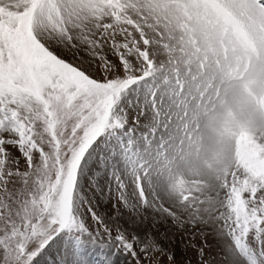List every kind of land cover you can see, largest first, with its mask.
<instances>
[{"label":"snow or ice","instance_id":"6c2138e0","mask_svg":"<svg viewBox=\"0 0 264 264\" xmlns=\"http://www.w3.org/2000/svg\"><path fill=\"white\" fill-rule=\"evenodd\" d=\"M91 6L103 23L82 34L70 0H0V180L35 174L39 184L37 214L0 230V264H177L122 161L158 85L156 46L134 4ZM251 10L264 12V0ZM253 141L223 187L228 219L245 232L264 228V139ZM189 243L203 264L207 241Z\"/></svg>","mask_w":264,"mask_h":264},{"label":"rangeland","instance_id":"374dc122","mask_svg":"<svg viewBox=\"0 0 264 264\" xmlns=\"http://www.w3.org/2000/svg\"><path fill=\"white\" fill-rule=\"evenodd\" d=\"M159 1L155 4V0H127L135 5L129 9L133 19L154 40L157 55L152 71L158 85L153 89L154 98L147 101L146 112H141L133 125L131 142L122 157L125 180L137 185L143 183L155 208L144 214L149 217L145 222L152 223L154 218L156 227L169 234L176 248L185 251L182 264H201L196 258V249L189 243L193 235L197 243L207 241L203 264H264V228L253 226L245 232L242 227H235L223 206L224 184L231 183L240 154L252 151L248 148L250 142L243 138L246 151L237 140L234 149L237 154L232 153L233 159L230 154L228 162H225L226 156L221 155L218 163L206 164L200 154L201 146L196 147L198 153H193V157L188 152L190 146L195 141L202 143L203 138H194L200 126L194 124L187 109L196 94L187 95L188 89L185 92L209 64V54L203 52L205 49L223 55L224 47L251 48L246 45L249 43L247 32L255 45L256 36H264V30H258L231 0ZM93 2L70 0L72 23L79 25L78 31L82 34L93 32L97 23H103L93 12ZM68 14L66 11L65 15ZM249 62L247 70L264 76V64L259 59L252 58ZM201 93L199 96L203 98L204 92ZM199 96L196 98L200 99ZM221 138L225 140L224 136ZM210 146L205 145L206 148ZM230 146L233 147V138H230ZM20 159L23 168V158ZM24 180V177H18L14 184L8 185L0 180V230L18 228L37 214L31 202L39 196V184L35 174L29 175L22 184ZM169 209L175 214V222ZM187 249L193 254L189 258Z\"/></svg>","mask_w":264,"mask_h":264},{"label":"bare ground","instance_id":"6f19581e","mask_svg":"<svg viewBox=\"0 0 264 264\" xmlns=\"http://www.w3.org/2000/svg\"><path fill=\"white\" fill-rule=\"evenodd\" d=\"M159 2V0H155V4H159ZM162 2L164 3L166 0H162ZM231 2L242 9L241 12L254 23L258 30H264V12H252L251 4L253 0H231ZM155 4H151V7L156 8ZM238 36L240 37L239 34ZM247 36L249 43H245L251 48L246 47L243 50L237 47H233L232 49L224 47L223 55L221 53H213L214 50L211 49L210 52H207L205 49L203 52L209 54L207 56L210 59L209 64H207V67L205 65L206 69L202 70L203 72L201 71V73L199 72L200 74L193 79L192 85L190 84L191 87H187L185 90L186 92L188 89L187 95L194 94L195 96L196 94V97L201 92H204L203 98L200 96V99L195 97L193 102L187 106L191 120L193 119L194 124L198 123L200 126L195 131L196 136L194 138L197 140L200 136L203 138V142L200 144L196 143L198 141H193L194 144L190 146L191 150L188 152L195 157V153H198L196 147L201 146L200 154H202L206 164L209 162L218 163L221 155L226 156L225 162L229 161L230 154L231 159H233V154H237L236 150H234L236 140H242L243 143L244 138L245 142L249 141L248 148L250 150L254 148L253 138L256 140L259 138L264 139V76L260 72L247 70L250 68L249 59L257 58L264 64V36L258 34L255 38V45L249 39L248 32ZM241 39L244 40L243 38ZM253 47L254 49H252ZM190 59L192 60V58ZM200 100L201 104L199 105ZM223 136L225 140H222L223 138L221 137ZM230 138H233V147L230 146ZM206 144H210L211 146L206 148ZM205 153H207L206 157H204ZM174 250L178 253V263L182 264L181 258L183 259L185 251L179 247H175ZM187 252L188 258L193 255L192 250H188Z\"/></svg>","mask_w":264,"mask_h":264}]
</instances>
